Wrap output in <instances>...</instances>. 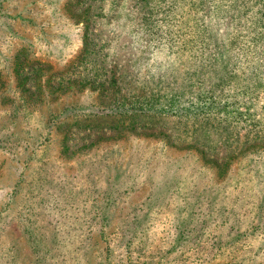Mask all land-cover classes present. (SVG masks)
<instances>
[{"label":"rangeland","instance_id":"1","mask_svg":"<svg viewBox=\"0 0 264 264\" xmlns=\"http://www.w3.org/2000/svg\"><path fill=\"white\" fill-rule=\"evenodd\" d=\"M0 264H264V0H0Z\"/></svg>","mask_w":264,"mask_h":264}]
</instances>
